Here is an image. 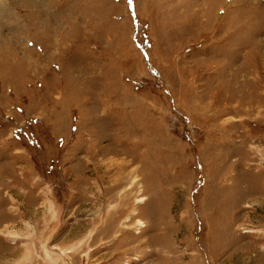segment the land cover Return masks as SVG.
Returning a JSON list of instances; mask_svg holds the SVG:
<instances>
[{
  "label": "rangeland",
  "instance_id": "rangeland-1",
  "mask_svg": "<svg viewBox=\"0 0 264 264\" xmlns=\"http://www.w3.org/2000/svg\"><path fill=\"white\" fill-rule=\"evenodd\" d=\"M0 264H264V0H0Z\"/></svg>",
  "mask_w": 264,
  "mask_h": 264
},
{
  "label": "bare ground",
  "instance_id": "bare-ground-1",
  "mask_svg": "<svg viewBox=\"0 0 264 264\" xmlns=\"http://www.w3.org/2000/svg\"><path fill=\"white\" fill-rule=\"evenodd\" d=\"M144 199H145V197H140L139 201H143ZM138 225H143V221L139 220Z\"/></svg>",
  "mask_w": 264,
  "mask_h": 264
}]
</instances>
